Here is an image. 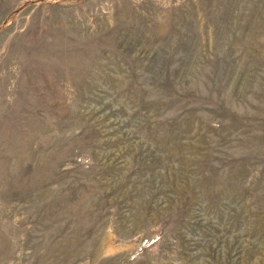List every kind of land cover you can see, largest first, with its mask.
<instances>
[{
    "label": "rangeland",
    "instance_id": "1",
    "mask_svg": "<svg viewBox=\"0 0 264 264\" xmlns=\"http://www.w3.org/2000/svg\"><path fill=\"white\" fill-rule=\"evenodd\" d=\"M0 264H264V0H0Z\"/></svg>",
    "mask_w": 264,
    "mask_h": 264
}]
</instances>
